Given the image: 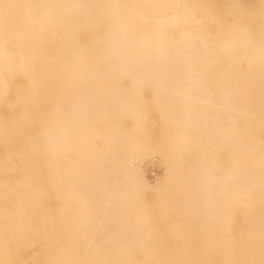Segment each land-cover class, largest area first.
Instances as JSON below:
<instances>
[{"label":"bare ground","instance_id":"bare-ground-1","mask_svg":"<svg viewBox=\"0 0 264 264\" xmlns=\"http://www.w3.org/2000/svg\"><path fill=\"white\" fill-rule=\"evenodd\" d=\"M257 2L0 0V264H264Z\"/></svg>","mask_w":264,"mask_h":264},{"label":"rangeland","instance_id":"rangeland-1","mask_svg":"<svg viewBox=\"0 0 264 264\" xmlns=\"http://www.w3.org/2000/svg\"><path fill=\"white\" fill-rule=\"evenodd\" d=\"M218 2H219V4H220V1L221 0H217ZM237 1H239L240 2V4L243 6V5H249L250 7H252V8H255L256 6H257V0H237ZM224 2H227V1H224ZM220 6H221V4H220ZM263 113V116H264V111L262 112ZM152 117L157 121V113L156 112H152ZM154 132H155V136H158L159 134H160V132H161V130H160V128H159V125H158V123H156L155 125H154ZM261 136H263L264 137V131H261ZM139 161H141V160H139ZM139 161H137V162H139ZM146 161V160H145ZM137 162H135V163H137ZM134 163V164H135ZM152 194V191H147L145 194H144V196H145V199L147 200L148 198H149V196ZM176 221V217H172L171 218V222H175ZM163 225H160V229L162 230L163 229ZM235 228H236V226L235 225H233L232 226V233L234 232V230H235Z\"/></svg>","mask_w":264,"mask_h":264},{"label":"built area","instance_id":"built-area-1","mask_svg":"<svg viewBox=\"0 0 264 264\" xmlns=\"http://www.w3.org/2000/svg\"><path fill=\"white\" fill-rule=\"evenodd\" d=\"M139 166L145 168V175L149 180H154L161 174V167L159 166L156 157H153L146 161H140Z\"/></svg>","mask_w":264,"mask_h":264}]
</instances>
